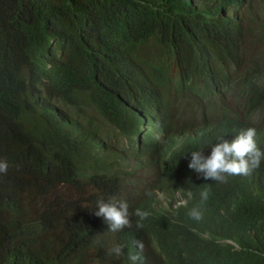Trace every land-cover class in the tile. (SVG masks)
I'll use <instances>...</instances> for the list:
<instances>
[{
  "label": "trees",
  "instance_id": "obj_1",
  "mask_svg": "<svg viewBox=\"0 0 264 264\" xmlns=\"http://www.w3.org/2000/svg\"><path fill=\"white\" fill-rule=\"evenodd\" d=\"M148 105L165 116L153 140L202 122L191 152L208 156L225 127L249 126L263 132L264 150V0H0V160L8 171L92 187L82 204L70 203L71 214L92 212L100 199H125L136 221L137 208L148 211V235L160 241L161 229L163 250L183 264H264V161L224 183L184 178L171 189L186 204L159 223L148 191L163 177L155 172L147 187L137 176L154 157L135 127ZM36 157L43 163L34 169ZM194 208L202 220L190 218ZM72 220L60 214L57 242L43 243L29 214L0 207V264H140V255L127 261L135 240L145 241L135 221L133 236L116 239L124 257L90 251L86 261L88 226Z\"/></svg>",
  "mask_w": 264,
  "mask_h": 264
},
{
  "label": "clouds",
  "instance_id": "obj_2",
  "mask_svg": "<svg viewBox=\"0 0 264 264\" xmlns=\"http://www.w3.org/2000/svg\"><path fill=\"white\" fill-rule=\"evenodd\" d=\"M159 108L157 105H148L139 109L135 115L138 141L152 142L151 151L154 155V157L149 155V160H152L151 164H146L145 172L138 171L137 176L146 175L145 182L148 180L149 183L147 187L153 186L155 172L164 180L162 186H153L161 188L160 196H155L157 209H160L158 216H162L159 218V223L166 220V217H169V214L179 204H186L180 192L171 189L184 178L192 175L195 182V179L202 181L203 178L224 183L230 176L248 175L261 167V163L264 161V150H261L257 143L263 132L257 135L256 129L249 126L238 129L225 127L226 137L224 140L218 137L217 139L221 142H214L211 154L205 156L200 151L191 152L199 140L198 133L202 122L188 123L186 127L174 126L171 128V134L162 130L157 139H151L158 129L164 127V112H161ZM250 118L257 125L261 124L260 117ZM240 119L243 120V117L240 116ZM157 144L166 146L165 156L159 154ZM42 163L43 161L36 157L33 159L31 168L37 169L41 167ZM130 163L133 165V162ZM0 174H3L0 176V207L14 206L23 211L24 216L26 213L29 214L33 228L41 236L40 240L43 243L52 240L57 242L59 233L55 230L54 225L60 214H70L73 217V223L78 225L79 222L88 226V230L84 232L88 246V249L82 252L84 260L89 261L92 258L90 251H96L98 254L108 253L116 259H121L125 256V245L117 244L116 239L119 234L126 231H131L133 236L134 231L131 223L133 220L136 222V227L145 233V241L135 240L137 254L129 253L127 261H136L140 255V264H183L181 255L167 254L163 250L162 246L165 247L164 238L168 236L163 235L161 229L162 238L160 241L148 235L142 222L149 217L150 213L137 208L134 212L138 218L136 221L132 213L129 215V205L125 199H110L109 202L100 199L96 201L97 204L92 212L82 215L81 213L71 214L68 213L70 203L79 201L82 204L84 199L87 200L91 196L92 187L85 186L83 189L74 183H58L51 181L50 177L36 174L20 179V172L8 171L6 160H0ZM123 187L126 188V192L132 191L133 188L131 185L125 184ZM141 194L139 192L137 197H141ZM128 195L132 196V193ZM200 195L203 201H207L209 191L205 189L201 191ZM90 206L89 204L84 210ZM189 216L200 221L203 218V213L194 208L190 210ZM60 230L63 231L64 226L60 225ZM146 254H150V263L147 261ZM88 264L97 263L91 261Z\"/></svg>",
  "mask_w": 264,
  "mask_h": 264
},
{
  "label": "rangeland",
  "instance_id": "obj_3",
  "mask_svg": "<svg viewBox=\"0 0 264 264\" xmlns=\"http://www.w3.org/2000/svg\"><path fill=\"white\" fill-rule=\"evenodd\" d=\"M172 78H174V75L172 76ZM243 114H240V116L242 117ZM151 191V194L153 196H156V197H159L160 196V189L159 187H153L152 190H149L148 192L150 193ZM160 204H161V201H160Z\"/></svg>",
  "mask_w": 264,
  "mask_h": 264
}]
</instances>
